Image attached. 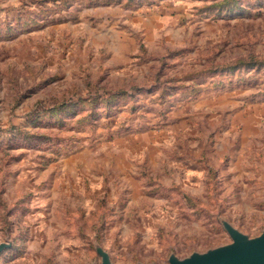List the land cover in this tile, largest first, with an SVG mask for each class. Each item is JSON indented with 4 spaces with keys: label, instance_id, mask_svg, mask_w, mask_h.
Returning a JSON list of instances; mask_svg holds the SVG:
<instances>
[{
    "label": "rangeland",
    "instance_id": "374dc122",
    "mask_svg": "<svg viewBox=\"0 0 264 264\" xmlns=\"http://www.w3.org/2000/svg\"><path fill=\"white\" fill-rule=\"evenodd\" d=\"M264 234V0H0V264H169Z\"/></svg>",
    "mask_w": 264,
    "mask_h": 264
},
{
    "label": "water",
    "instance_id": "95a60500",
    "mask_svg": "<svg viewBox=\"0 0 264 264\" xmlns=\"http://www.w3.org/2000/svg\"><path fill=\"white\" fill-rule=\"evenodd\" d=\"M225 229L233 241L230 245L185 260L172 257L169 264H264V234L250 239L230 224H225ZM6 248L7 245L1 244L0 253ZM100 255L102 264H111L108 254L100 251Z\"/></svg>",
    "mask_w": 264,
    "mask_h": 264
}]
</instances>
